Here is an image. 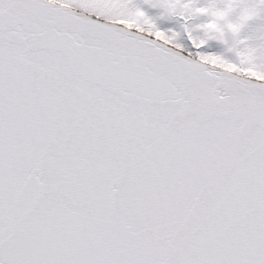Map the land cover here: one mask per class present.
Here are the masks:
<instances>
[{
  "label": "snow or ice",
  "instance_id": "obj_1",
  "mask_svg": "<svg viewBox=\"0 0 264 264\" xmlns=\"http://www.w3.org/2000/svg\"><path fill=\"white\" fill-rule=\"evenodd\" d=\"M0 264H264V0H0Z\"/></svg>",
  "mask_w": 264,
  "mask_h": 264
}]
</instances>
